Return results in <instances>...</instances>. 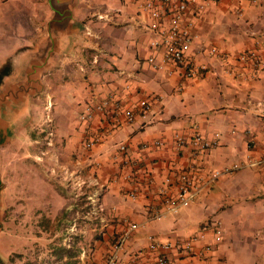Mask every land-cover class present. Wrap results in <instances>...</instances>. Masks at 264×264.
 Masks as SVG:
<instances>
[{
  "label": "crops",
  "instance_id": "1",
  "mask_svg": "<svg viewBox=\"0 0 264 264\" xmlns=\"http://www.w3.org/2000/svg\"><path fill=\"white\" fill-rule=\"evenodd\" d=\"M207 1L192 27L191 54L202 68L185 78L148 65L147 57L156 51L142 30L149 18L137 0H75L65 31L52 39L55 49L46 39L53 17L47 0H0V69L37 50V82H28L20 70L14 73L15 67L9 74L23 79L4 92L0 141L11 138L25 111L33 116L37 110V129L49 134L43 139L37 132V158L63 161L49 169L69 186L57 188L37 169L50 194L44 208L54 215L37 208L44 216L37 222L52 220L63 228L37 230V258L2 264H101L125 220L139 227L124 256L143 248L142 264L155 256L146 249L149 240L193 236L200 238L192 253H166L172 264H264V165L222 175L176 214L152 218L153 208H161L158 190L166 177L174 193L182 170L207 174L264 155V68L253 71L238 59L257 49L264 60V0ZM28 11L35 16L24 26ZM110 96L121 110L109 103L91 119L81 117L86 105ZM143 99L151 104L145 114L139 109ZM124 109L134 111L133 122L125 119ZM195 133L217 143L200 155L190 144L175 148L176 134L189 139ZM97 134L101 142L86 147ZM44 142L48 147L42 149ZM121 143L125 153L114 160ZM77 220L82 224L76 226ZM216 221L222 227L219 242Z\"/></svg>",
  "mask_w": 264,
  "mask_h": 264
},
{
  "label": "built area",
  "instance_id": "2",
  "mask_svg": "<svg viewBox=\"0 0 264 264\" xmlns=\"http://www.w3.org/2000/svg\"><path fill=\"white\" fill-rule=\"evenodd\" d=\"M137 2L141 11L146 13L149 18V21L143 24L142 30L149 37V46L156 51L147 57L146 61L148 65L155 70L167 72V74L179 72L185 78L195 77L200 72L202 65L191 54L193 16L205 9L210 2L207 0H137ZM238 59L250 64L253 71L264 68V60L257 49L240 54ZM109 103L113 104L116 111L121 110L120 104L113 101L110 96L99 104L86 105L81 117L83 119H91L95 110H100ZM150 105L148 99L141 100L139 102L141 113L145 114L149 112ZM123 114L128 122L134 121L135 113L132 109H124ZM101 140L102 137L100 135H93L87 139L85 146L92 147L100 143ZM216 143L208 140L200 133H195L189 139L176 134L174 144L177 150L190 144L197 154L200 155ZM124 153L125 145L123 143L118 144L116 150L112 153V158L118 160ZM257 165H264V155L248 159L244 164L237 163L225 166L222 169H213L207 174H196L188 170H182L176 175L174 193L170 192V187L173 184L171 177H166L163 185L158 190L161 208H153L154 213L152 218L159 220L165 215L176 214L181 209L187 207L211 182L222 175L230 174L243 167ZM125 178L130 179L131 175L126 174ZM147 182L150 183L151 180L148 179ZM129 196L135 198L136 195L134 192H130ZM89 199L95 200L93 196H90ZM97 209L100 211V206ZM90 210H92V206ZM138 227L137 223L125 220V228L113 239L101 264H142L140 256L143 248L133 250L126 257L124 256L127 254L128 243ZM213 233L215 241L219 242L222 238L220 222H213ZM199 238V236H193L188 239H177L166 242L154 239L149 240L146 249L155 253L154 258L149 264H172L174 260L168 257L167 252L174 249L190 254L193 251L195 242Z\"/></svg>",
  "mask_w": 264,
  "mask_h": 264
},
{
  "label": "rangeland",
  "instance_id": "3",
  "mask_svg": "<svg viewBox=\"0 0 264 264\" xmlns=\"http://www.w3.org/2000/svg\"><path fill=\"white\" fill-rule=\"evenodd\" d=\"M36 10V7L34 8ZM22 23L29 24L34 13L26 12L22 15ZM27 117L12 132L9 140L0 141V258L2 262L25 261L27 257L37 258V230L49 228H63L58 222L41 221L38 217L50 215L51 212L44 208L45 200L50 195L46 190L44 182L37 176V169L40 173L59 189L67 190V181L62 180L60 173L51 174L49 167H60L63 161L44 158H37V132L42 133L43 139L49 136L47 130L37 129V110L31 115L28 110ZM40 147H48L46 142ZM63 160V159H62ZM69 187V186H68ZM44 195V197L42 196ZM45 199V200H44ZM37 208L43 215L37 213ZM86 211L87 206L79 207ZM49 212V213H48ZM56 220V219H55ZM82 224L79 220L75 225ZM9 258V259H8Z\"/></svg>",
  "mask_w": 264,
  "mask_h": 264
},
{
  "label": "water",
  "instance_id": "4",
  "mask_svg": "<svg viewBox=\"0 0 264 264\" xmlns=\"http://www.w3.org/2000/svg\"><path fill=\"white\" fill-rule=\"evenodd\" d=\"M75 0H47L48 4L50 5L52 11H53V17L52 19L49 21L48 25H46L47 27V31H48V36H47V40L51 42L52 46L55 47L57 46V43L54 41L52 43V39L57 35V33H63L66 29V23L67 21L70 19V6L73 4ZM57 27H55L54 29H50V26H53L55 24H59ZM57 32V33H56ZM50 47V52H53V49L51 50ZM26 54H22L19 57V64L17 62V60L14 62L15 65H13V63H8L6 71L2 74V79L0 81V117L4 118V113L2 110V107L4 106V97H5V90L7 88V85L10 84V86H12L11 84H13V82L16 83V81H20L21 79H23V77H11L9 78V74L11 72V70L15 67L14 69V73L18 72L21 73L22 75L26 74V80L28 82L33 81V82H37L34 80V74L36 72L37 69V50L34 51H28V52H24ZM50 54V53H49ZM36 60V61H33ZM33 61V62H32ZM23 99V97H22ZM26 106V104L24 105ZM28 111H25V116L26 113ZM8 119V118H7Z\"/></svg>",
  "mask_w": 264,
  "mask_h": 264
},
{
  "label": "trees",
  "instance_id": "5",
  "mask_svg": "<svg viewBox=\"0 0 264 264\" xmlns=\"http://www.w3.org/2000/svg\"><path fill=\"white\" fill-rule=\"evenodd\" d=\"M7 63H6V65L2 68V69H0V81H1V79H2V74L6 71V68H7ZM88 208V207H87ZM0 264H2V260H1V258H0Z\"/></svg>",
  "mask_w": 264,
  "mask_h": 264
}]
</instances>
